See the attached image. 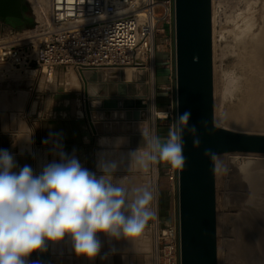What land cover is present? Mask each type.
<instances>
[{"label":"clouds","instance_id":"obj_1","mask_svg":"<svg viewBox=\"0 0 264 264\" xmlns=\"http://www.w3.org/2000/svg\"><path fill=\"white\" fill-rule=\"evenodd\" d=\"M190 119V111L178 113L166 137L140 127L143 145L126 154L120 153L124 138H101L96 171L86 168L75 150L70 155L64 151L60 133L44 141L58 159L42 161L39 173L28 165L20 167L8 150L0 149V264H36L29 261L33 252L46 251L47 242L66 237L78 256L89 259L100 253L98 233L109 242H135L156 218V189L137 186L129 176L148 174L161 163L182 170L187 163L185 133L194 147L201 143ZM204 154L215 159L210 149Z\"/></svg>","mask_w":264,"mask_h":264},{"label":"built area","instance_id":"obj_2","mask_svg":"<svg viewBox=\"0 0 264 264\" xmlns=\"http://www.w3.org/2000/svg\"><path fill=\"white\" fill-rule=\"evenodd\" d=\"M25 1L34 17L32 26H13L0 17V82L18 79L21 84L31 79L29 90H34L39 73L49 81L57 68L85 73L123 72L132 67L135 74L150 72L154 77L159 26L174 28L175 22V0ZM173 62L171 80L175 51ZM171 87L172 83L164 86ZM147 110L156 134L158 119H168L173 111L172 107L159 109L156 103ZM164 173L173 197L171 218L160 213L161 169L157 165L148 173L156 189V218L145 230L152 242L154 264H181L179 170L166 164Z\"/></svg>","mask_w":264,"mask_h":264},{"label":"water","instance_id":"obj_3","mask_svg":"<svg viewBox=\"0 0 264 264\" xmlns=\"http://www.w3.org/2000/svg\"><path fill=\"white\" fill-rule=\"evenodd\" d=\"M0 17L13 26L34 24L25 0H0ZM213 44V0H175V116L190 111L189 123L197 127L201 140L200 146L194 147L192 137L185 133L187 163L179 170L178 194L181 264H218L217 156L229 152L264 153V133L238 131L216 123ZM82 74L83 95L77 98L81 99L84 123L90 128L86 132L92 141L95 137L91 134L99 132L94 120L118 119V111L124 112L121 119L148 118L144 96L133 94L126 81L118 79L119 97L102 98L100 85ZM206 149L215 154V159L204 154ZM165 218L170 220L169 210ZM260 240L256 241L259 251L249 264H264V238ZM46 249L41 254L48 262Z\"/></svg>","mask_w":264,"mask_h":264},{"label":"rangeland","instance_id":"obj_4","mask_svg":"<svg viewBox=\"0 0 264 264\" xmlns=\"http://www.w3.org/2000/svg\"><path fill=\"white\" fill-rule=\"evenodd\" d=\"M249 6H252L251 9ZM263 7L264 0H213L215 120L218 125L238 131L264 133V112H261V108L254 111L250 116L252 118L248 115L249 118L246 121H239L232 115H235L240 105L245 102L253 77L257 74L254 57L259 53L257 40H260L264 33ZM174 51V28L161 24L156 37V65L162 62L174 70ZM105 72L115 73L107 70ZM138 75H141V78H138ZM106 79L107 82L109 80L118 82V79L126 81L119 72L118 76H107ZM153 81L152 86L149 72H147L137 73L126 82L133 94L139 93V96H144L149 106L153 99L154 104L156 103L158 87L156 75ZM171 82L172 87L167 89L170 93V104L165 109L172 107L173 111L168 119H158L157 125H172L175 120L174 75ZM41 83L44 89L50 86L45 80ZM120 112L117 114L119 118L122 117L121 114L124 115L123 111ZM255 115L259 117L256 118ZM144 122V129L153 130L154 124L149 114ZM140 144L143 145L141 136L138 139V146ZM128 150L130 147H125L123 144L121 153L126 154ZM216 162L219 183L217 185L218 264H249L256 251H259L256 241L260 243V239L264 238V153H223L217 156ZM159 166L161 168L162 165L159 164ZM137 179L139 186L143 183L150 184L148 174L137 173ZM162 195L160 192V200ZM149 240V231L145 230V233L137 238L136 249L129 251L123 246L122 251L115 252L117 258H121V264H130L131 255L132 260L133 256L137 255L138 264H149V255H152L151 250L149 253ZM122 241L124 242L123 239Z\"/></svg>","mask_w":264,"mask_h":264},{"label":"crops","instance_id":"obj_5","mask_svg":"<svg viewBox=\"0 0 264 264\" xmlns=\"http://www.w3.org/2000/svg\"><path fill=\"white\" fill-rule=\"evenodd\" d=\"M157 65L160 67L158 85L164 88L172 83L171 74L168 81L163 70V67H168L167 64L159 62ZM84 74L88 80L100 85L102 98L119 97L117 92L120 90L119 83L121 82L106 81L107 76L115 77V75L107 74L105 71H91ZM82 75L71 69L57 68L49 82L44 73H39L34 90L28 88L31 79L22 81L21 84L17 81L18 79L0 82V149L8 150L20 167L28 165L39 173L42 161L50 162L58 159L50 154L52 145L44 143L52 133L62 134L61 142L64 151L70 155L75 150L80 162L91 171H96V154L101 151L98 143L101 138H108L110 141L124 138L125 147L129 146L130 149L138 147V139L141 136L139 128H145L144 121L124 118L94 120L99 132L96 135L91 134L95 137L94 141L90 139V135L86 132L90 131V128L87 123H84V116L81 115L82 102L77 98L78 95H83ZM44 80L50 85L46 89L41 83ZM67 94L71 97H66ZM98 113L103 115V110L98 109ZM118 113L121 112L118 111ZM161 165L164 168L166 164L161 163ZM117 175L122 174L117 173ZM129 178L139 186L137 172L130 174ZM163 193L164 197H170L173 202V197L168 190ZM98 237L102 247L100 253L93 259L78 256L73 250L71 240L66 237L60 242H47L48 262L42 260L44 256L39 251L33 252L29 261L36 262V264H121V258H117L115 252L122 251L123 246L129 251L137 248V239L135 242L127 240L109 242L103 233H98ZM113 249H115L114 253ZM150 250L152 252L151 239L149 240V253ZM130 264H138L137 255L133 256V260L131 255ZM149 264H154L153 255H149Z\"/></svg>","mask_w":264,"mask_h":264},{"label":"bare ground","instance_id":"obj_6","mask_svg":"<svg viewBox=\"0 0 264 264\" xmlns=\"http://www.w3.org/2000/svg\"><path fill=\"white\" fill-rule=\"evenodd\" d=\"M263 6V5H262ZM250 7V6H249ZM252 7V6H251ZM251 7H250V9H251ZM264 8V7H263ZM261 10V9H260ZM250 12H252V10L250 11ZM249 12V13H250ZM260 12V11H259ZM247 13V15H249L248 14V12H246ZM253 16L255 15V14H252ZM260 16H262V14H260ZM245 17V16H244ZM247 18H249V17H247ZM247 18H245V19H247ZM253 18V17H252ZM256 18V17H255ZM263 18V17H262ZM250 19V18H249ZM248 19V20H249ZM261 19V18H260ZM251 21L253 20V19H250ZM247 21V20H246ZM253 22H254V20H253ZM258 21H256V23H257ZM242 23H243V21H242ZM241 23V24H242ZM250 23V22H249ZM259 23V22H258ZM251 24H253V23H251ZM260 24V23H259ZM262 24V23H261ZM264 24V23H263ZM244 26L246 25L245 24V22H244V24H243ZM251 26V25H250ZM255 26V25H254ZM237 27V26H236ZM257 27H259L258 25H257ZM244 28V27H243ZM257 29V28H256ZM255 30V29H254ZM259 34V33H258ZM245 37V36H244ZM260 38V37H259ZM258 38V39H259ZM256 40V39H255ZM258 42V45H257V47L259 48L258 50H256V51H258L259 53H257L256 54V57H254V60L256 61V64H255V69H256V72H257V74H255V76L253 77L254 78V80H253V82L251 83L252 85L250 86V91H248V97L247 98H245L246 100H245V102L242 104V105H240L241 107H240V109L239 110H237L238 112L234 115V114H232L233 115V118H235V119H237V120H239V121H246V120H248V118L254 113V111H257V110H260V108H261V112H264V33L262 34V37L260 38V40H257ZM252 42V41H251ZM255 44V43H254ZM255 49H257V48H255ZM255 51V50H254ZM254 61V62H255ZM253 62V63H254ZM68 71H70V70H68ZM67 71V72H68ZM107 71H112V70H107ZM250 71H251V69H250ZM66 72V73H67ZM254 73V72H253ZM253 73H251V74H253ZM69 75V74H68ZM112 75H115V76H118V73H113ZM149 75H150V81H151V85L153 86L154 85V81H153V75L149 72ZM122 76L124 77V79L126 80V81H130L132 78H133V76H135V71H134V69L132 68V67H126L125 69H124V71H123V74H122ZM251 77V76H250ZM252 78V77H251ZM248 86V85H247ZM244 99V98H243ZM152 100V99H151ZM263 101V102H262ZM153 105H154V99H153V101L151 102ZM226 112V111H225ZM258 112H256V114H257ZM260 113V112H259ZM149 114V113H148ZM230 114V113H229ZM262 114V113H261ZM248 115H249V117H248ZM259 115V114H258ZM256 116V115H255ZM261 116V115H260ZM263 116H264V113H263ZM231 117V116H230ZM259 117V116H258ZM257 116H256V118H258ZM250 118H252V117H250ZM255 118V117H254ZM255 118V119H256ZM264 119V118H263ZM264 122V121H263ZM263 174V173H262ZM249 180V179H248ZM252 180V179H251ZM250 180V182H252ZM260 180V179H259ZM258 180V181H259ZM261 182V181H260ZM256 183V182H255ZM262 183V182H261ZM261 183H260V185H261ZM256 186V185H255ZM254 187V186H253ZM251 188V187H250ZM255 188V187H254ZM147 231V230H146Z\"/></svg>","mask_w":264,"mask_h":264},{"label":"trees","instance_id":"obj_7","mask_svg":"<svg viewBox=\"0 0 264 264\" xmlns=\"http://www.w3.org/2000/svg\"><path fill=\"white\" fill-rule=\"evenodd\" d=\"M164 25V24H162ZM159 65H156V82L159 83ZM164 72L166 73L167 80L169 81V75L171 74V70L169 67H163ZM156 104L159 109H165L170 104V93L167 89L162 88L158 85L156 89ZM171 126L168 125H157V135H160L161 137H166L167 132ZM161 179L159 182V189L161 194V200H160V213L164 217L166 215V210L172 209V200L170 197H164L163 191L169 190V181L164 173V168L161 166Z\"/></svg>","mask_w":264,"mask_h":264}]
</instances>
